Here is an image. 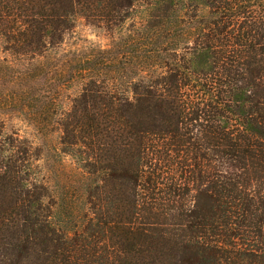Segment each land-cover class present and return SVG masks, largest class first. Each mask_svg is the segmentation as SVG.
<instances>
[{
  "label": "trees",
  "instance_id": "1",
  "mask_svg": "<svg viewBox=\"0 0 264 264\" xmlns=\"http://www.w3.org/2000/svg\"><path fill=\"white\" fill-rule=\"evenodd\" d=\"M138 4L144 21L125 28ZM78 17L147 39L160 70L136 81L132 43L117 67L88 60L52 113L38 60ZM0 37L14 57L0 59V105L56 122L83 173L65 225L69 198L0 117V264H264V0H0Z\"/></svg>",
  "mask_w": 264,
  "mask_h": 264
},
{
  "label": "rangeland",
  "instance_id": "2",
  "mask_svg": "<svg viewBox=\"0 0 264 264\" xmlns=\"http://www.w3.org/2000/svg\"><path fill=\"white\" fill-rule=\"evenodd\" d=\"M132 13L133 15L126 22L125 28L133 27V25L135 28L138 27L146 17L145 7L139 4L136 5ZM195 39L193 36L186 39L185 42L189 41L190 47L176 51L178 54L177 63H184L190 59L194 52V47L191 46L195 45ZM147 41L145 38H139L133 31L129 33L127 30L116 28L109 32L104 28L90 24L84 17H78L73 31L65 35L60 46L49 50L46 57L38 60L40 63L43 62L44 72L48 73L46 90L51 92L44 93H47L50 98L51 112L60 113L63 109L69 108L71 100L81 92L84 80L78 70L87 65L88 60H93L95 70L105 66L117 67L123 54L127 56V60H131L133 55V53L131 55L129 53L131 43L137 49L132 64L128 63L127 66L133 70L132 72L129 71L131 76L137 81L140 77L146 79L148 70L157 69L159 71L160 64L155 65L157 68H149L150 65L145 63V51L149 49L146 44ZM226 41L224 39L223 43ZM137 54L139 58L136 57ZM0 59L2 61L5 59L13 61L14 59L10 52L6 51L5 42L1 37ZM157 59V63H161V59ZM128 79V75L122 78L125 83ZM118 80L119 82H113L120 84V79ZM0 89H4V86L0 85ZM188 92L191 97L195 96L194 98H196L195 91L188 90ZM1 95L2 92H0ZM0 117L6 123L5 131L8 134L26 138L36 147L38 156L34 160V166H36L37 175L40 177L46 175L58 198L63 195L67 199L69 198L64 203L61 212V216L65 218L63 223L69 224L73 212L80 217V201L76 197L80 194V178H82L83 173L73 156L61 152V131L56 122H52L48 126L41 123L34 124L30 118H26L22 113L10 110V107L2 104L0 105ZM68 189H70L69 193H67Z\"/></svg>",
  "mask_w": 264,
  "mask_h": 264
}]
</instances>
